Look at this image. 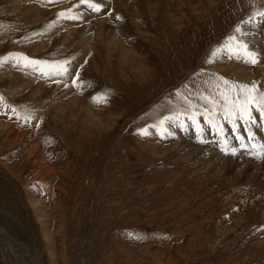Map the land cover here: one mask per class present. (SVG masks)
Masks as SVG:
<instances>
[{
    "label": "rangeland",
    "instance_id": "rangeland-1",
    "mask_svg": "<svg viewBox=\"0 0 264 264\" xmlns=\"http://www.w3.org/2000/svg\"><path fill=\"white\" fill-rule=\"evenodd\" d=\"M209 1L0 0V231L28 264H264V156L159 124L206 109L225 125L222 92L264 93V0ZM232 35L261 62L217 51ZM16 252L0 242V264Z\"/></svg>",
    "mask_w": 264,
    "mask_h": 264
},
{
    "label": "snow or ice",
    "instance_id": "snow-or-ice-1",
    "mask_svg": "<svg viewBox=\"0 0 264 264\" xmlns=\"http://www.w3.org/2000/svg\"><path fill=\"white\" fill-rule=\"evenodd\" d=\"M82 4H87V7L92 11L99 12L101 10L102 4L93 2V0H80ZM67 18L69 19H78L76 15H71V9L68 10ZM61 17L66 15L65 12L59 14ZM255 16L264 18V12H258ZM235 31L239 33L241 29L239 26L236 27ZM227 50L229 58L243 59L246 63L251 65H257L261 61L258 58V54L255 51L249 49L246 42L240 40L237 36L232 35L226 38V43L222 46L221 49L217 51ZM216 55V52L213 53ZM13 58L17 60L18 63L23 62L25 67H33L35 71H39L42 75H62L67 73L68 69L66 67L67 62H53L49 64L48 62L35 61L26 57L22 53L13 54ZM6 59V58H0ZM76 79L73 80L75 84ZM227 85V81L224 82ZM236 86H231L230 89H227L225 92L221 93L222 98L225 101V118L227 119L230 116L239 115V118L242 120L253 121L252 110L255 109L260 113V118L264 119V93L257 92V84L252 82L250 85L242 84L239 85V90L237 95L233 97L231 91L235 90ZM97 101L101 98H96ZM27 119V117H26ZM173 119L172 117H165L164 120L159 122L161 130L166 131L163 128L165 120ZM254 122V121H253ZM193 123L196 121L193 118ZM215 127V125H213ZM146 134V133H144Z\"/></svg>",
    "mask_w": 264,
    "mask_h": 264
},
{
    "label": "bare ground",
    "instance_id": "bare-ground-1",
    "mask_svg": "<svg viewBox=\"0 0 264 264\" xmlns=\"http://www.w3.org/2000/svg\"><path fill=\"white\" fill-rule=\"evenodd\" d=\"M199 1H202V0H199ZM210 1H211V0H210ZM210 1H209V3H211ZM214 1H215V0H214ZM214 1H213V2H214ZM188 3H189V2H188ZM209 3H208V5H209ZM214 4H215V3H214ZM116 5H117V4H116ZM116 5H115V6H116ZM210 5H213V4H210ZM192 7H193V6H192ZM192 7H191V8H192ZM29 8H30V7H29ZM114 8H116V7H114ZM185 8H186V7H185ZM185 8H184V9H185ZM191 8H190V9H191ZM34 9H35V8H34ZM180 9H181V8H180ZM186 9H187V8H186ZM190 9H189V11H190ZM197 10H199V9H197ZM35 11H36V10H35ZM187 11H188V10H187ZM193 11H194V10H192V14H193ZM126 12L128 13V11H126ZM198 12H199V11H198ZM181 13H182V12H181ZM122 14H123V13H122ZM195 14H196V13H195ZM181 15H182V14H181ZM129 16H130V15H129ZM170 16H171V15H170ZM124 17H125V16H124ZM171 18H172V17H171ZM102 21H103V20H102ZM104 22H105V21H104ZM107 22H108V21H107ZM101 23H102V22H101ZM105 24H106V23H105ZM131 24H133V23H131ZM202 25H203V24H202ZM197 27H198V26H197ZM208 28H209V27H208ZM104 29H105V28H104ZM198 29H199V28H198ZM205 29H206V28H205ZM64 31H65V30H64ZM70 31H71V30H70ZM202 31H203V30H202ZM66 32H68V31H66ZM66 32H65V33H66ZM77 32H78V30H77ZM78 35H79V34H78ZM77 37H78V36H77ZM85 38H86V37H85ZM206 38H207V37H206ZM80 39H81V38H80ZM89 39H90V38H89ZM89 39H88V40H89ZM113 40H114V39H113ZM201 40H202V39H201ZM84 41H85V40H84ZM90 41H92V40H90ZM96 41H97V40H96ZM87 45H88V43H87ZM77 54H78V53H77ZM128 55H129V54H128ZM166 55H167V54H166ZM128 58H129V57H128ZM183 59H184V58H183ZM179 60H180V59H179ZM129 61H130V60H129ZM183 61H185V59H184ZM174 63H175V61H174ZM181 63H182V62H181ZM166 68H167V67H166ZM232 68H233V67H232ZM240 69H241V67H240ZM157 71H158V70H157ZM242 72H243V71H242ZM242 72H241V73H242ZM222 73H223V72H222ZM227 73H228V72H227ZM231 73H233V72H231ZM237 75H238V74H237ZM256 75H258V74H256ZM81 105H82V104H81ZM73 107H74V106H73ZM82 107H83V106H82ZM83 108H84V107H83ZM94 121H97V122H98V120H96V119H95ZM256 127H257V126H256ZM258 133H263V137H262V138L264 139V126H263V125H260V127L258 128ZM255 137H256V135H255ZM257 139H258V138H257ZM212 144H213V143H212ZM155 146H156V144H155ZM186 147H187V146H186ZM150 148H151V150H152V153L155 154V153H154V151H155V150H154V147H150ZM173 148H174V147H173ZM195 148H196V150H198V151L201 149V148H199V147H197V146H196ZM231 148H232V147H231ZM167 150H168V149H167ZM210 150H211V151H212V150L215 151L214 148H212V149H210ZM211 157H212V158H218V159H220V160H227V159L229 160V157H226V158L223 157V156L221 157V156H219L216 152H213V153L211 154ZM239 159H242V160H243L242 157H239ZM210 160H211V159H210ZM260 163H264V161H263V162H260ZM7 237H8V236H4V235H2V233H1V231H0V242H1V244L4 246V245H7L9 242L12 243V244L16 247V250H17L16 254L18 255V259H17V260H18V263H19V264H28L29 261L24 260V253H23L24 250L21 248L22 246L20 247V244H17V242H16L15 240H12V238H9V237H8V241L5 242L4 239H7ZM11 247H12V246H11ZM12 248H13V247H12ZM24 248H25V247H24ZM5 254H6V253H5ZM32 258H33V257H32Z\"/></svg>",
    "mask_w": 264,
    "mask_h": 264
},
{
    "label": "crops",
    "instance_id": "crops-1",
    "mask_svg": "<svg viewBox=\"0 0 264 264\" xmlns=\"http://www.w3.org/2000/svg\"><path fill=\"white\" fill-rule=\"evenodd\" d=\"M39 1H42V2L47 3V4H51L55 0H39Z\"/></svg>",
    "mask_w": 264,
    "mask_h": 264
}]
</instances>
